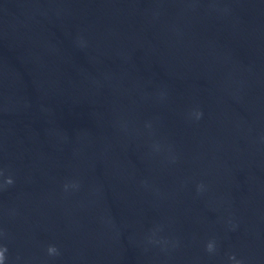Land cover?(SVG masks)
<instances>
[{"label": "clouds", "instance_id": "obj_1", "mask_svg": "<svg viewBox=\"0 0 264 264\" xmlns=\"http://www.w3.org/2000/svg\"><path fill=\"white\" fill-rule=\"evenodd\" d=\"M198 115H200V114H198ZM5 183L8 184V185H11L13 183L12 178L11 177L7 178ZM213 249H214L213 243H211V242L208 243L207 250L211 252V251H213ZM6 251H7L6 247L0 248V264H4L5 252ZM47 251H48V253L50 255L58 254V250H57V248L55 246H49Z\"/></svg>", "mask_w": 264, "mask_h": 264}]
</instances>
